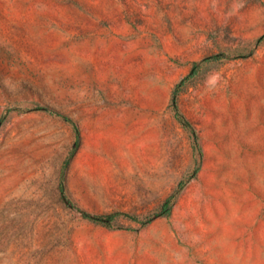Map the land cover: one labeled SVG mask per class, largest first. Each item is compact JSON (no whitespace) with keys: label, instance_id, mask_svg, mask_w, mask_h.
Segmentation results:
<instances>
[{"label":"rangeland","instance_id":"rangeland-1","mask_svg":"<svg viewBox=\"0 0 264 264\" xmlns=\"http://www.w3.org/2000/svg\"><path fill=\"white\" fill-rule=\"evenodd\" d=\"M0 264H264V0H0Z\"/></svg>","mask_w":264,"mask_h":264},{"label":"clouds","instance_id":"clouds-1","mask_svg":"<svg viewBox=\"0 0 264 264\" xmlns=\"http://www.w3.org/2000/svg\"><path fill=\"white\" fill-rule=\"evenodd\" d=\"M219 81H220L219 74L216 73L207 82L210 83L213 86V88H214L216 85H218Z\"/></svg>","mask_w":264,"mask_h":264},{"label":"trees","instance_id":"trees-1","mask_svg":"<svg viewBox=\"0 0 264 264\" xmlns=\"http://www.w3.org/2000/svg\"><path fill=\"white\" fill-rule=\"evenodd\" d=\"M85 216L87 217V218H90L91 216L90 215H88V214H85ZM112 216H110V218H111ZM92 219H94V220H102L103 218H99V217H92Z\"/></svg>","mask_w":264,"mask_h":264}]
</instances>
